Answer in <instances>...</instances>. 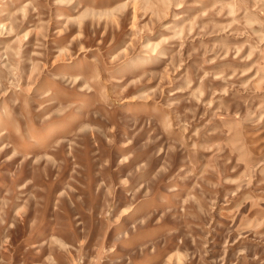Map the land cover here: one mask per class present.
Wrapping results in <instances>:
<instances>
[{
	"label": "rangeland",
	"instance_id": "374dc122",
	"mask_svg": "<svg viewBox=\"0 0 264 264\" xmlns=\"http://www.w3.org/2000/svg\"><path fill=\"white\" fill-rule=\"evenodd\" d=\"M0 264H264V0H0Z\"/></svg>",
	"mask_w": 264,
	"mask_h": 264
},
{
	"label": "bare ground",
	"instance_id": "6f19581e",
	"mask_svg": "<svg viewBox=\"0 0 264 264\" xmlns=\"http://www.w3.org/2000/svg\"><path fill=\"white\" fill-rule=\"evenodd\" d=\"M161 56H162V54H161ZM160 56V57H161ZM163 57V56H162ZM56 131V130H55ZM53 132H54V130H51V131H48V132H46L47 133V135H45L44 134V137L47 139V138H50L52 135H53Z\"/></svg>",
	"mask_w": 264,
	"mask_h": 264
}]
</instances>
